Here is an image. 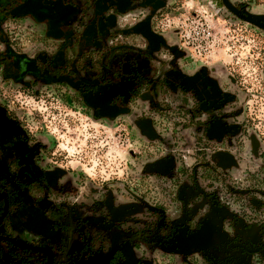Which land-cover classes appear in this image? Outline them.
Here are the masks:
<instances>
[{"label":"rangeland","instance_id":"374dc122","mask_svg":"<svg viewBox=\"0 0 264 264\" xmlns=\"http://www.w3.org/2000/svg\"><path fill=\"white\" fill-rule=\"evenodd\" d=\"M11 25L13 43L27 56L56 54L58 42L38 37L40 26ZM110 26L90 61L99 64L112 49L148 52L144 63L156 84L110 116H96L65 83L39 81L32 88L8 82L0 70V99L43 146L42 162L62 176L54 200L75 217H90L94 249L103 258L127 240L124 264H264V249L250 255L230 248L232 241L257 246L264 223V0L137 4ZM108 210L121 221L120 231L96 223ZM235 218L253 226L246 230ZM207 220L213 237L184 253L181 243ZM172 227L178 234L167 245ZM78 246L71 242L62 264L73 262Z\"/></svg>","mask_w":264,"mask_h":264},{"label":"flooded vegetation","instance_id":"af4514ba","mask_svg":"<svg viewBox=\"0 0 264 264\" xmlns=\"http://www.w3.org/2000/svg\"><path fill=\"white\" fill-rule=\"evenodd\" d=\"M160 3L161 0H0V42L4 46L0 47L2 77L32 88L39 81L65 83L75 89L96 116H110L143 86L156 85L144 63L150 53L144 56L130 49L123 55V51L112 49L103 53L96 65L90 61L91 50L102 49L103 38L111 32L110 25L115 24L120 13L137 4L154 7ZM11 22L40 26L43 35L40 33L38 37L58 42L56 54L38 52L27 56L18 43H13L16 37L9 31ZM119 48L121 50V46ZM57 50L59 54L69 51L75 56L67 61ZM131 51L133 55H128ZM205 90L216 97L212 85ZM7 102L5 97L0 99V264H55L59 255L62 257L59 264H62L68 257L69 245L75 241L79 248L74 252L75 257L69 258L73 261L71 264L126 263L122 246L129 241H123L110 257L103 258V251L94 249L90 217H75L73 211L56 203L54 199L62 176L56 168L42 162L43 146L26 131ZM205 195L216 207L224 206L218 202L217 195ZM108 215L96 221L98 226L105 222L110 230L120 231L121 221L117 220L116 213L108 210ZM243 223L246 230L253 226ZM164 225L158 226V230L164 229ZM205 227L210 229L209 239L213 237L215 227L211 222L198 224L181 243L184 253L189 249L199 250L208 242L209 239L201 245L182 246L200 236ZM259 227L257 246L232 241L230 248L245 254H260L264 249L262 223ZM177 231L178 228L172 227L165 241L167 245Z\"/></svg>","mask_w":264,"mask_h":264},{"label":"water","instance_id":"95a60500","mask_svg":"<svg viewBox=\"0 0 264 264\" xmlns=\"http://www.w3.org/2000/svg\"><path fill=\"white\" fill-rule=\"evenodd\" d=\"M263 27V25H261ZM209 233H210V229L205 227L201 233L200 236H196L195 238H193L191 241L192 245H190L188 243V245L186 246H197V245H201L203 243H205L208 239H209ZM189 241V242H190ZM188 250V249H187ZM188 252H192V250L189 249Z\"/></svg>","mask_w":264,"mask_h":264},{"label":"trees","instance_id":"16d2710c","mask_svg":"<svg viewBox=\"0 0 264 264\" xmlns=\"http://www.w3.org/2000/svg\"><path fill=\"white\" fill-rule=\"evenodd\" d=\"M138 93V91L136 92V94ZM136 96V95H135ZM253 193H255V192H253V190L252 189H249V191H248V194H250L251 196L253 195ZM259 193L260 194H262V195H264V192L263 191H260L259 190ZM245 214V213H244ZM248 219H252V218H250V217H247ZM250 224V223H249ZM262 229H263V232H264V223L262 222ZM91 251H92V248L90 249Z\"/></svg>","mask_w":264,"mask_h":264}]
</instances>
